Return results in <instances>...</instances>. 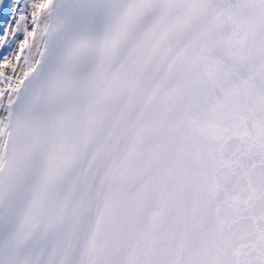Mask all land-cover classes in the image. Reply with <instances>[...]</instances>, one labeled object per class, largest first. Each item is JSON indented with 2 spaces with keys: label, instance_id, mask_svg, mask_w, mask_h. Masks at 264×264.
Listing matches in <instances>:
<instances>
[{
  "label": "water",
  "instance_id": "95a60500",
  "mask_svg": "<svg viewBox=\"0 0 264 264\" xmlns=\"http://www.w3.org/2000/svg\"><path fill=\"white\" fill-rule=\"evenodd\" d=\"M9 128L0 264H264V0H54Z\"/></svg>",
  "mask_w": 264,
  "mask_h": 264
},
{
  "label": "rangeland",
  "instance_id": "374dc122",
  "mask_svg": "<svg viewBox=\"0 0 264 264\" xmlns=\"http://www.w3.org/2000/svg\"><path fill=\"white\" fill-rule=\"evenodd\" d=\"M52 0H13L0 34V126L12 95L23 77L29 73L43 50L44 33L41 20ZM49 14V13H48ZM44 33L33 36L34 30Z\"/></svg>",
  "mask_w": 264,
  "mask_h": 264
},
{
  "label": "bare ground",
  "instance_id": "6f19581e",
  "mask_svg": "<svg viewBox=\"0 0 264 264\" xmlns=\"http://www.w3.org/2000/svg\"><path fill=\"white\" fill-rule=\"evenodd\" d=\"M50 8V4L48 6ZM49 12V11H48ZM48 16V13L46 14V16L41 20V25L43 26V24L46 21V18ZM44 33V28L41 29V27L38 30H34L33 36L35 35H39L40 37L42 36V34ZM14 99V95H12L11 99H10V103L8 106V109L4 112L3 114V118H4V122L3 124L0 126V155L3 152V147H4V137H5V131L9 122V117H10V113H11V105ZM1 158L2 155L0 157V163H1Z\"/></svg>",
  "mask_w": 264,
  "mask_h": 264
}]
</instances>
